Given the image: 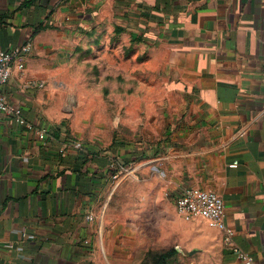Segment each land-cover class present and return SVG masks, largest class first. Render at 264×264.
Returning <instances> with one entry per match:
<instances>
[{
  "label": "crops",
  "instance_id": "obj_1",
  "mask_svg": "<svg viewBox=\"0 0 264 264\" xmlns=\"http://www.w3.org/2000/svg\"><path fill=\"white\" fill-rule=\"evenodd\" d=\"M24 1L0 0V49L30 46L1 92L47 138L0 116V264H244L176 214L187 187L219 195L233 243L264 264V0ZM122 42L147 52L164 94L143 100L164 125L139 135L130 95L83 137L63 125L69 71ZM117 163L131 176L115 181Z\"/></svg>",
  "mask_w": 264,
  "mask_h": 264
},
{
  "label": "rangeland",
  "instance_id": "obj_2",
  "mask_svg": "<svg viewBox=\"0 0 264 264\" xmlns=\"http://www.w3.org/2000/svg\"><path fill=\"white\" fill-rule=\"evenodd\" d=\"M122 43V48H112V45H108L107 48L100 49L94 57V54L91 55L93 59H88L91 62H75L74 68L69 71L74 86L63 125L72 128L83 137L91 133L96 136L102 135L104 126L113 127L116 121L112 116L114 107L119 104L115 99L121 97L125 102L130 95L137 97L138 100L139 135L143 127L155 123L161 127L164 125V119L152 112L155 108L156 113V108L160 104L155 102L148 110L143 100L145 94L151 97H161L164 94L162 86L148 74L150 62L147 61V52L140 47L135 52L133 45L123 46L125 43ZM113 76L115 78H112Z\"/></svg>",
  "mask_w": 264,
  "mask_h": 264
},
{
  "label": "built area",
  "instance_id": "obj_3",
  "mask_svg": "<svg viewBox=\"0 0 264 264\" xmlns=\"http://www.w3.org/2000/svg\"><path fill=\"white\" fill-rule=\"evenodd\" d=\"M30 46L24 45L23 47H15L12 49L3 50L0 49V116H6L14 120L19 126L34 131L39 140H45L47 138V132L43 129L35 128L31 123L27 122L23 117L22 111L19 108L10 106L2 95L1 88L7 83L11 75L10 64L21 53L28 52ZM18 70H23V63L19 62L17 65ZM43 84L39 83L38 87H42ZM72 146L75 149H80V143H73ZM117 174H114L113 179L115 181L123 175L131 176V172L121 163L111 165ZM120 174V175H119ZM174 206L176 214L185 221H193L195 219H203L208 224L217 229L222 235L223 246L229 250L235 257L243 261L244 264H250L249 257L236 247L233 243L234 231L227 227L224 222V205L221 197L211 190H205L195 187L184 188L175 198ZM90 220L91 218L88 217Z\"/></svg>",
  "mask_w": 264,
  "mask_h": 264
},
{
  "label": "trees",
  "instance_id": "obj_4",
  "mask_svg": "<svg viewBox=\"0 0 264 264\" xmlns=\"http://www.w3.org/2000/svg\"><path fill=\"white\" fill-rule=\"evenodd\" d=\"M34 0H28V1H24V3L22 4L23 6H25V7H27L29 4H31L32 2H33ZM41 29H44V27L43 26H38V27H36L35 28V30H34V33H36V32H38L39 30H41ZM54 134H55V132H53ZM169 254H171L170 252H169ZM160 257V259H159V261H158V263L157 264H167L165 261H161V259H162V256H159ZM166 257V256H165Z\"/></svg>",
  "mask_w": 264,
  "mask_h": 264
}]
</instances>
